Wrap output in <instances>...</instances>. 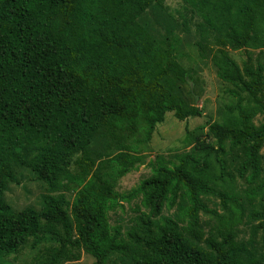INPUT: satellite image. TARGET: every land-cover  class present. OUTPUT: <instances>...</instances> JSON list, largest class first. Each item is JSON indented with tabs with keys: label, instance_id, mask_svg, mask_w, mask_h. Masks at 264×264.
<instances>
[{
	"label": "trees",
	"instance_id": "16d2710c",
	"mask_svg": "<svg viewBox=\"0 0 264 264\" xmlns=\"http://www.w3.org/2000/svg\"><path fill=\"white\" fill-rule=\"evenodd\" d=\"M159 1L0 0V264L31 238L37 245L46 237L57 243L45 247L42 264L79 260L81 250L94 264H109L112 254L129 264H264V254L244 257L224 247L246 215L242 198H260L261 209L248 216L264 228V121L255 122L264 115V14L253 6L261 0H185L249 61L240 65L225 49L214 56L218 77L234 86L228 90L234 100L209 124L213 140L197 135L192 151L175 159L157 155L151 175L135 189H116L143 162L140 147L167 112L180 120L202 115L174 93V77L192 75L141 21ZM98 138L106 150L88 154ZM237 149L236 165L222 158ZM74 161L79 169L71 173ZM14 165L48 181L40 209L16 211L5 201ZM231 170L243 177V193L227 188ZM65 180L90 189L77 198L72 218L66 195L52 194ZM218 183L224 189L216 191ZM205 193L218 195L226 214L209 209ZM137 195L146 210L138 206L135 225L126 232L112 226L109 213ZM166 206H176L172 216L163 214ZM200 211L218 220L222 240L210 239L211 250L200 245Z\"/></svg>",
	"mask_w": 264,
	"mask_h": 264
},
{
	"label": "rangeland",
	"instance_id": "374dc122",
	"mask_svg": "<svg viewBox=\"0 0 264 264\" xmlns=\"http://www.w3.org/2000/svg\"><path fill=\"white\" fill-rule=\"evenodd\" d=\"M254 8L264 14V0L255 3ZM151 32L164 43L165 49L169 48L176 59L188 69L192 78L187 81L174 77V93L185 102L188 108L200 109L202 115L190 116L184 120L178 119L174 112H167L163 122L157 124L149 143L142 145L140 154L144 157L143 162L137 168L119 179L116 189L120 193H129L135 189L140 182L152 173V163L157 155H165L167 158L175 159V155L190 152L194 149L195 137L201 135L207 140H213L207 136L209 124L221 118L225 107L234 99L229 93L233 85L223 82L217 75V66L214 63V56L220 49H225L240 64L249 61L248 55L239 50L230 48L223 39L205 26L198 13L193 12L185 0H162L155 2L142 16ZM169 34L168 39L165 38ZM169 44V45H168ZM258 50L254 52V56ZM264 121V115L259 114L255 118L257 124ZM128 130V129H127ZM140 137L136 135L135 138ZM192 141V142H190ZM190 142V143H189ZM95 150L103 153L106 150L105 142L98 138L89 150L90 155ZM264 154V145L261 150ZM84 156L85 153H82ZM216 153L211 154V163L217 165ZM77 156L76 159H80ZM227 163L236 165L242 158L241 150L237 149L228 155L222 156ZM79 169L76 161L70 167L71 173ZM14 181L7 184L4 192V199L13 210L24 208L40 209L44 205L45 197L49 192V183L37 177V173L26 165H14ZM234 181H226L229 189L236 188L244 192L247 185L238 172L231 170ZM217 176H220L218 173ZM221 181V180H220ZM216 191L224 189L221 183L212 184ZM87 183L63 184V189L55 191L54 195L64 193L67 197L66 208L70 212L77 198L89 191ZM141 195H137L131 201H123V207L109 213L112 226H120L123 232L130 230L135 221L133 218L138 214V206L142 210L146 207L141 204ZM203 201L209 209L216 210L219 214H226L223 202L218 195L205 193ZM245 204V217L243 223L235 230V237L232 244H224L227 250L244 257L264 254V228L259 222L251 219L248 213L254 207L261 209L260 198L250 203L242 198ZM176 206H166L163 214L172 216ZM199 227L203 233L200 245L206 250L212 249L210 239L221 241L219 235L218 220L211 212L200 211ZM155 222H158L156 219ZM49 236V234H47ZM56 240L46 237L43 242L34 245L31 238L26 245L19 248L13 254L3 258L1 264H42L45 259V247L56 244ZM81 258L74 261H63L61 264H94L95 258L86 253L80 252ZM109 264H129V259L119 254H112Z\"/></svg>",
	"mask_w": 264,
	"mask_h": 264
}]
</instances>
